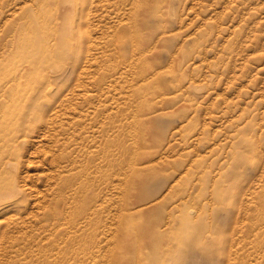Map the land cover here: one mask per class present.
Listing matches in <instances>:
<instances>
[{"label":"rangeland","instance_id":"1","mask_svg":"<svg viewBox=\"0 0 264 264\" xmlns=\"http://www.w3.org/2000/svg\"><path fill=\"white\" fill-rule=\"evenodd\" d=\"M0 264H264V0H0Z\"/></svg>","mask_w":264,"mask_h":264},{"label":"bare ground","instance_id":"2","mask_svg":"<svg viewBox=\"0 0 264 264\" xmlns=\"http://www.w3.org/2000/svg\"><path fill=\"white\" fill-rule=\"evenodd\" d=\"M12 167V166H11ZM12 168H14V167H12ZM15 169V168H14ZM9 200V199H8ZM2 201V200H1ZM3 202V201H2ZM5 202V201H4ZM9 202V201H8ZM4 208V207H3Z\"/></svg>","mask_w":264,"mask_h":264}]
</instances>
